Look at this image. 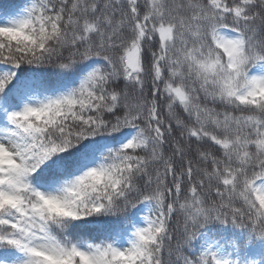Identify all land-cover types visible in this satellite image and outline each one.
I'll return each mask as SVG.
<instances>
[{
    "label": "snow or ice",
    "instance_id": "6c2138e0",
    "mask_svg": "<svg viewBox=\"0 0 264 264\" xmlns=\"http://www.w3.org/2000/svg\"><path fill=\"white\" fill-rule=\"evenodd\" d=\"M0 264H264V0L0 6Z\"/></svg>",
    "mask_w": 264,
    "mask_h": 264
},
{
    "label": "trees",
    "instance_id": "16d2710c",
    "mask_svg": "<svg viewBox=\"0 0 264 264\" xmlns=\"http://www.w3.org/2000/svg\"><path fill=\"white\" fill-rule=\"evenodd\" d=\"M16 2L17 0H0V6H7Z\"/></svg>",
    "mask_w": 264,
    "mask_h": 264
}]
</instances>
